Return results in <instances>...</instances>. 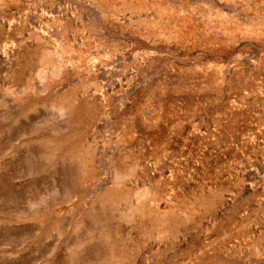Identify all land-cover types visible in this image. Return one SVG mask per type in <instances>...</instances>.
<instances>
[{
  "label": "rangeland",
  "instance_id": "1",
  "mask_svg": "<svg viewBox=\"0 0 264 264\" xmlns=\"http://www.w3.org/2000/svg\"><path fill=\"white\" fill-rule=\"evenodd\" d=\"M0 264H264V0H0Z\"/></svg>",
  "mask_w": 264,
  "mask_h": 264
}]
</instances>
